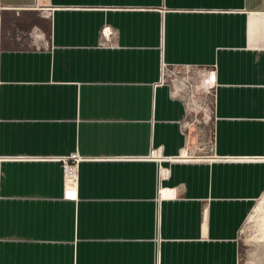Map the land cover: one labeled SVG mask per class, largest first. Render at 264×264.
Here are the masks:
<instances>
[{"label": "crops", "instance_id": "0c3cea01", "mask_svg": "<svg viewBox=\"0 0 264 264\" xmlns=\"http://www.w3.org/2000/svg\"><path fill=\"white\" fill-rule=\"evenodd\" d=\"M236 157H264V0H0V264H236L264 186Z\"/></svg>", "mask_w": 264, "mask_h": 264}, {"label": "rangeland", "instance_id": "374dc122", "mask_svg": "<svg viewBox=\"0 0 264 264\" xmlns=\"http://www.w3.org/2000/svg\"><path fill=\"white\" fill-rule=\"evenodd\" d=\"M200 91V110L197 114V127L205 137L211 132V109L208 95ZM210 143V142H209ZM204 141L203 145L209 144ZM236 163L264 162V157H236ZM236 264H264V186L251 199L246 214L237 233Z\"/></svg>", "mask_w": 264, "mask_h": 264}, {"label": "built area", "instance_id": "2783aa9c", "mask_svg": "<svg viewBox=\"0 0 264 264\" xmlns=\"http://www.w3.org/2000/svg\"><path fill=\"white\" fill-rule=\"evenodd\" d=\"M162 68H164V66L161 64L160 70H163ZM1 159L5 160L8 158H0V160ZM50 159L60 163L64 194H71L74 190L75 183L77 180V166L83 160V158L79 157L76 153H74L70 154L69 156L56 157ZM147 159L160 160L162 158L158 149H152L148 154Z\"/></svg>", "mask_w": 264, "mask_h": 264}]
</instances>
